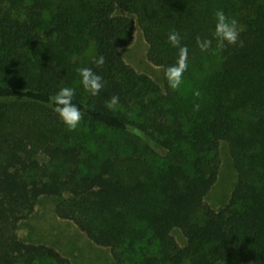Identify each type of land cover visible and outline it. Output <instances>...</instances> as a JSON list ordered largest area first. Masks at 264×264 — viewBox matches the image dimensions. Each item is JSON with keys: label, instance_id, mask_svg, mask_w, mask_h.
Masks as SVG:
<instances>
[{"label": "trees", "instance_id": "trees-1", "mask_svg": "<svg viewBox=\"0 0 264 264\" xmlns=\"http://www.w3.org/2000/svg\"><path fill=\"white\" fill-rule=\"evenodd\" d=\"M217 10L243 26V47L217 48ZM132 16L166 69L179 53L169 34H180L188 93L125 61ZM198 36L212 40L208 51ZM84 67L103 78L98 96L81 83ZM65 86L84 112L75 130L50 99ZM222 142L238 180L215 209L206 198ZM43 196H67L58 216L111 248L116 264H264V0H0V264H73L19 235Z\"/></svg>", "mask_w": 264, "mask_h": 264}, {"label": "rangeland", "instance_id": "rangeland-1", "mask_svg": "<svg viewBox=\"0 0 264 264\" xmlns=\"http://www.w3.org/2000/svg\"><path fill=\"white\" fill-rule=\"evenodd\" d=\"M116 13L118 15H130L122 9H118ZM132 17L135 19L136 25L134 39L131 44L121 49L122 56L139 73L149 75L167 90L169 84L165 77L166 68L151 61L149 43L143 29L138 19ZM218 60H220V54L216 48H213L211 61ZM191 88V81L183 78L178 90L182 93H188ZM220 157L218 181L206 198L207 203L215 209H220L227 204L238 180V173L227 142L221 144ZM66 197H41L35 211L20 223V237L29 243L54 247L68 257L73 264H116L111 248L97 245L73 220L58 216L57 207ZM173 233L181 245H186L187 238L180 228H176Z\"/></svg>", "mask_w": 264, "mask_h": 264}, {"label": "clouds", "instance_id": "clouds-1", "mask_svg": "<svg viewBox=\"0 0 264 264\" xmlns=\"http://www.w3.org/2000/svg\"><path fill=\"white\" fill-rule=\"evenodd\" d=\"M215 21L214 37L217 42V48L224 49L226 46H244V42L240 39L244 28L235 18H229L223 10H217L215 12ZM168 39L173 47L179 49L176 63L169 66L165 71V77L169 86L176 90L181 86L183 75L188 70L189 50L187 46H181V36L175 30L169 34ZM196 43L202 52L208 51L212 46L211 39H201L199 36L196 38ZM94 63L97 67L103 66L105 64V57L102 55L99 56L94 60ZM77 71L81 77V83L84 89L91 96H98L104 88L103 78L88 67L79 68ZM195 95L199 96V92L195 93ZM74 96L75 89L65 86L50 98L55 105L54 111L59 115L69 130H75L84 118V112L73 103ZM118 104L119 97L113 96L106 103V107L114 110ZM198 107L197 105V109Z\"/></svg>", "mask_w": 264, "mask_h": 264}]
</instances>
